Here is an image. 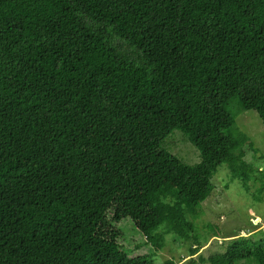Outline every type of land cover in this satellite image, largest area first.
<instances>
[{"label":"trees","instance_id":"16d2710c","mask_svg":"<svg viewBox=\"0 0 264 264\" xmlns=\"http://www.w3.org/2000/svg\"><path fill=\"white\" fill-rule=\"evenodd\" d=\"M251 110L264 125V0H0V264H155L124 251V219L196 255L218 167L256 179ZM176 130L194 178L162 149ZM261 235L208 262L264 264Z\"/></svg>","mask_w":264,"mask_h":264},{"label":"rangeland","instance_id":"374dc122","mask_svg":"<svg viewBox=\"0 0 264 264\" xmlns=\"http://www.w3.org/2000/svg\"><path fill=\"white\" fill-rule=\"evenodd\" d=\"M238 128L248 136L249 142L244 147L245 160L256 170L255 180L251 181L250 191L243 182L233 179L226 163L220 165L213 176L214 190L211 196L199 207L197 218L188 216L194 222L201 236L204 247H196L197 254L191 256L190 244L181 245L174 240V234L167 235L165 247L156 251L146 244L145 237L131 219L117 223L121 230V244L131 257L152 256L155 264H210L209 257L224 252L226 243L237 236L254 235L256 239L264 234V192L263 201L255 199L257 190L262 186L264 174V125L257 112L243 111L237 116ZM162 149L172 159L184 178L195 177V165L201 161L200 152L184 137L182 132L174 131L162 144ZM194 176V177H193ZM254 195V196H253ZM212 226L213 229H210ZM214 232H218L214 238ZM236 264H253L238 262Z\"/></svg>","mask_w":264,"mask_h":264}]
</instances>
